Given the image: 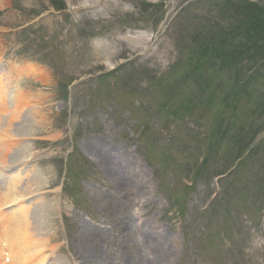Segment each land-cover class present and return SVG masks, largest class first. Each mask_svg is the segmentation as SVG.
<instances>
[{
	"label": "rangeland",
	"instance_id": "1",
	"mask_svg": "<svg viewBox=\"0 0 264 264\" xmlns=\"http://www.w3.org/2000/svg\"><path fill=\"white\" fill-rule=\"evenodd\" d=\"M249 34L264 0H0V119L12 87L28 115L0 162L29 144L38 177L10 196L43 195L11 243L33 264H264V37L231 62L212 45Z\"/></svg>",
	"mask_w": 264,
	"mask_h": 264
},
{
	"label": "bare ground",
	"instance_id": "2",
	"mask_svg": "<svg viewBox=\"0 0 264 264\" xmlns=\"http://www.w3.org/2000/svg\"><path fill=\"white\" fill-rule=\"evenodd\" d=\"M140 43V42H139ZM21 115V114H20ZM11 123H13V121L11 122ZM13 127V126H12ZM18 153H16L15 152V154L17 155H15V157L17 158V157H21V159H26V157H28V155H26V153H25V149H23V148H20L18 151H17ZM12 154H9L8 155V158L11 156ZM3 156H5V155H1L0 157H3ZM30 156V155H29ZM32 157V155L30 156V157H28L27 159H29V158H31ZM86 232H88L87 230H82L81 231V237H84L85 239H86V237L88 236V234H86ZM89 233V232H88ZM85 251H87V250H85ZM159 253V256H158V258L155 260V262L156 263H154V264H163V261H164V256L162 257L161 256V252H158ZM87 255V257H89V255L88 254H86ZM150 262H152V261H149V263ZM148 263V264H149ZM153 263V262H152ZM12 264H15V261H13V263ZM16 264H19V263H16Z\"/></svg>",
	"mask_w": 264,
	"mask_h": 264
}]
</instances>
